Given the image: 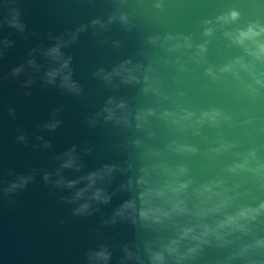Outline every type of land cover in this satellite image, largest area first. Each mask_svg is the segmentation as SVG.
I'll return each mask as SVG.
<instances>
[{"label":"water","instance_id":"95a60500","mask_svg":"<svg viewBox=\"0 0 264 264\" xmlns=\"http://www.w3.org/2000/svg\"><path fill=\"white\" fill-rule=\"evenodd\" d=\"M0 264H264V0H0Z\"/></svg>","mask_w":264,"mask_h":264},{"label":"clouds","instance_id":"9594fccd","mask_svg":"<svg viewBox=\"0 0 264 264\" xmlns=\"http://www.w3.org/2000/svg\"><path fill=\"white\" fill-rule=\"evenodd\" d=\"M237 15H238V13H236V12H233L231 14L233 19H235L237 17ZM256 34L257 33H254L253 30L250 28L247 33H241V36L256 35ZM51 127H55V125H52Z\"/></svg>","mask_w":264,"mask_h":264}]
</instances>
